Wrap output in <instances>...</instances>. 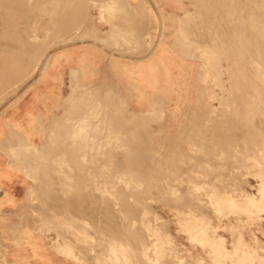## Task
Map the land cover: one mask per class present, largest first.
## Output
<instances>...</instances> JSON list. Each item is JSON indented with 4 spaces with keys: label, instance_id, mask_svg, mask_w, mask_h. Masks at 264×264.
Instances as JSON below:
<instances>
[{
    "label": "rangeland",
    "instance_id": "1",
    "mask_svg": "<svg viewBox=\"0 0 264 264\" xmlns=\"http://www.w3.org/2000/svg\"><path fill=\"white\" fill-rule=\"evenodd\" d=\"M263 16L0 0V264H263Z\"/></svg>",
    "mask_w": 264,
    "mask_h": 264
},
{
    "label": "bare ground",
    "instance_id": "2",
    "mask_svg": "<svg viewBox=\"0 0 264 264\" xmlns=\"http://www.w3.org/2000/svg\"><path fill=\"white\" fill-rule=\"evenodd\" d=\"M257 1H258V0H257ZM256 4H257V2H256ZM233 5H234V4H233ZM257 5H258V4H257ZM234 6L236 7V4H235ZM260 6H261V5H260ZM260 6H259V9H260ZM262 6H263V5H262ZM230 7H232V6H230ZM256 7H257V6H256ZM223 8H224V7H223ZM232 8H234V7H232ZM225 9H226V7H225ZM225 9H224V12H225ZM237 9H238V8H237ZM229 10H230V9H229ZM234 10H235V9H234ZM234 10H233V11H234ZM241 10H242V9H241ZM231 11H232V10H231ZM239 11H240V10H239ZM259 11H260V10H259ZM226 12H228V11H226ZM230 13H231V12H230ZM222 15H223V14H222ZM227 15H228V14H227ZM254 15H255V14H254ZM232 16H233V15H232ZM228 17H229V16H228ZM233 17H234V16H233ZM253 17L256 18V16H253ZM253 17H252V18H253ZM263 17H264V16H263ZM219 18L221 19V17H219ZM222 18H224V17H222ZM224 19H226V18H224ZM231 19H233V18H231ZM226 21H227V19H226ZM222 22H223V21H222ZM252 22H255V21H252ZM227 23H228V22H227ZM240 24H241V23H240ZM255 24H256V23H255ZM255 24H253V26H256ZM249 25H250V24H249ZM257 26H258V25H257ZM235 27H236V26H235ZM238 27H240V25H239ZM248 27H249V26H248ZM233 28H234V25H233ZM254 28H255V27H254ZM256 28H257V27H256ZM261 28H262V27H261ZM224 29H225V27H224ZM235 29H236V28H235ZM251 29H252V28H251ZM218 30H219V29H218ZM229 30H230V28H229ZM242 30H243V29H242ZM261 30H262V29H260V30H256V31H257V32H258V31L262 32L263 30H262V31H261ZM225 31H227V30H225ZM232 31H233V30H232ZM247 31H248V29H247ZM249 31H250V30H249ZM256 31H255V32H256ZM234 32H235V30H234ZM238 32H239V31H238ZM238 32H237V33H238ZM220 33H221V32H220ZM220 33H219V34H220ZM239 33H240V32H239ZM262 33H263V37H262ZM262 33L259 34V35H261L262 38H261V37L259 38V36H258V40L260 39V41H261L262 39L264 40V32H262ZM227 34H228V33H227ZM234 34H235V33H234ZM249 34H250V33H249ZM225 35H226V33H225ZM232 35H233V34H232ZM244 35H245V34H244ZM257 35H258V33L256 34V37H257ZM226 36H227V35H226ZM250 36H251V35H250ZM250 36H249V37H250ZM227 38H229V36H228ZM234 38H235V37H234ZM235 39H236V38H235ZM245 39H246V37H245ZM226 40H227V39H226ZM233 40H234V39H233ZM236 40H237V39H236ZM243 40H244V39H243ZM258 40H257V41H258ZM263 40H262V42H263ZM234 41H235V40H234ZM237 41H238V44H240L239 40H237ZM240 41H241V40H240ZM226 42H227V41H226ZM230 42H231V41H230ZM224 43H225V42H224ZM236 43H237V42H236ZM236 43H235V44H236ZM243 43H244V42H243ZM260 43H261V42H260ZM263 43H264V42H263ZM224 46H225V45H224ZM238 46H240V45H238ZM225 48H226V47H225ZM240 48H242V47H240ZM253 48H254V47H253ZM255 48H257V46H256ZM261 48H262V47H261ZM263 48H264V47H263ZM188 49H189V48H188ZM242 49H243V48H242ZM227 50H228V49H227ZM244 51H245V50H244ZM257 52H258V51H257ZM263 52H264V51H263ZM261 53H262V52H261ZM229 54H231V53H229ZM242 54H243V53H242ZM244 54H245V53H244ZM253 54H254V53H253ZM260 55H261V54H260ZM231 56H232V55H231ZM236 56H237V54H236ZM257 57H258V56H257ZM232 58H233V56H232ZM232 58H231V59H232ZM244 58H245V57H244ZM242 59H243V58H242ZM256 61H257V60H256ZM233 62H235V61H233ZM238 62H239V61H238ZM246 62H248V61H246ZM235 63H236V62H235ZM256 63H258V62H256ZM256 63H254V64H256ZM247 64H248V63H247ZM252 64H253V63H252ZM258 66H259V65H258ZM255 67H256V66H255ZM256 68L258 69V67H256ZM237 69H238V68H237ZM250 70H251V69H250ZM253 70H254V69H253ZM258 70H259V71H257V72H259L258 74L261 73V74L263 75V76H262V75H261V76L264 77V73H262V72H263V69H261V71H260V69H258ZM235 71H236V73H237V71L240 72V73L242 72V73H241V74H242V75H241L242 77L245 75V74H243V71H241V70H240V71H239V70H235ZM254 71H255V70H254ZM251 72H252V71H251ZM255 72H256V71H255ZM244 73H245V72H244ZM247 74H248V73H247ZM249 74H250V72H249ZM254 74H255V73H253V75H254ZM251 75H252V74H251ZM253 75H252V76H253ZM254 76H255V75H254ZM256 76H258V77L260 78V75H256ZM256 76H255V77H256ZM249 77H250V76H249ZM258 77H257V78H258ZM262 77H261V78H262ZM243 78H246V76L243 77ZM247 78H248V77H247ZM250 78H252V77H250ZM250 78H249V80H250ZM259 78H258V79H259ZM232 80H233V79H231L230 81H232ZM244 80H245V79H244ZM252 80H257V79H252ZM260 80H264V79H260ZM260 80H257V81H258L257 83H259ZM237 82H238V80H237ZM237 82H233V83L230 82V83L233 84V85H235ZM252 82L254 83V81H252ZM255 82H256V81H255ZM262 82H263V81L260 82L261 86H260V84H258V87L260 86V88H261L262 86H264V85H263L264 83H262ZM234 83H235V84H234ZM250 83H251V82H250ZM253 83L251 84V86L253 87V85H254V87H255L257 84H255V83L253 84ZM237 85H238V84H237ZM237 85H235V86H237ZM239 87H240V84H239ZM243 87H245V86H243ZM256 87H257V86H256ZM256 87H255L254 89H256V90H259V89H260V88L258 89V88H256ZM240 88H241V87H240ZM241 89H242V88H241ZM243 89H244V88H243ZM252 89H253V88H252ZM262 89L264 90V88H262ZM263 90H262V92H263ZM232 91H233V90H232ZM259 91H260V90H259ZM259 91H258V92H259ZM234 92H236V91H234ZM238 92L240 93V92H242V91H238ZM232 93H233V92H232ZM239 93L236 92L235 94H234V93H233V94L236 95V94H239ZM263 93H264V92H263ZM242 94H243V93H241V94H239V95L241 96ZM246 94H247V93H246ZM255 94H256V93H255ZM255 94H254V95H255ZM260 94H261V93H260ZM247 95H249V94H247ZM237 96H238V95H237ZM240 96H239V97H240ZM244 96H245V95H244ZM244 96H243V97H244ZM255 96H258V95L256 94ZM259 96H260V95H259ZM261 96H262V95H261ZM240 98H241V97H240ZM249 98H250V97H249ZM257 98H258V97H257ZM247 99H248V98H247ZM242 100H243V98H242ZM244 100H245V99H244ZM244 100H243V103H244ZM259 100H260V99H259ZM252 101H253V100H252ZM247 102H248V100H247ZM258 102H259V101H258ZM253 103H254V102H253ZM253 103H252V104H253ZM260 103H261V102H260ZM256 105H258V104H256ZM243 111H244V110H243ZM252 112H253V111H252ZM257 112H258V111H257ZM243 113H245V112H243ZM263 113H264V112H263ZM246 115H247V114H246ZM194 117H195V116H194ZM250 117H251V116H250ZM260 117H261V116H260ZM246 118H247V117H246ZM248 119H249V118H248ZM250 119H251V118H250ZM254 119H256V118H254ZM259 120H260V119H259ZM261 120H262V119H261ZM245 121H246V120H245ZM245 121H244V122H245ZM249 121H250V120H249ZM249 121H247V122H249ZM194 122H195V121H194ZM252 122H253V119H252L251 123H252ZM233 124H234V123H233ZM142 125H143V124H142ZM245 125H246V123H245ZM247 125H248V123H247ZM144 126H145V125H144ZM246 127H247V126H246ZM256 127H257V126H256ZM248 128H249V126H248ZM263 128H264V127H263ZM256 129H257V128H256ZM110 130H111V129H110ZM250 130H251V126H250ZM246 131H247V130H246ZM248 131H249V130H248ZM248 131H247V132H248ZM254 131H255V129H254ZM248 133H250V132H248ZM248 133H247V134H248ZM251 133H252V132H251ZM261 133H262V132H261ZM252 134H253V133H252ZM256 134H258V133L256 132ZM106 136L108 137V135H106ZM114 136H115V135H114ZM251 136H252V135H251ZM103 137H104V136H103ZM133 137H134V136H133ZM253 137H254V135H253ZM257 137H258V136H257ZM105 138H106V137H105ZM111 138H112V137H111ZM188 138H189V137H188ZM251 138H252V137H251ZM94 139H96V138H94ZM97 139H98V140H95V141L98 142V141H99V138H97ZM102 139H103V138H102ZM102 139H101V141H102ZM107 140H108V138H107ZM132 140H133V139H132ZM262 141H263V140H262ZM112 142H113V141H112ZM260 142H261V140H260ZM94 143H95V142H94ZM98 143H100V141H99ZM104 143H105V142H104ZM108 143H109V142H108ZM108 143H106L107 146H108ZM252 143H254V141H253ZM102 144H103V143H102ZM122 144H123V143H122ZM204 144H205V143H204ZM255 144H256V143H255ZM85 145H86V144H85ZM92 145H93V144H92ZM109 145H110V144H109ZM261 145H262V144H261ZM81 146H82V145H81ZM99 146H100V145H99ZM116 146H117V145H116ZM120 146H121V145H120ZM125 146H126V145H125ZM256 146H257V145H256ZM263 146H264V145H263ZM83 147H84V146H83ZM83 147H82V148H83ZM93 147H94V146H93ZM100 148H101V147H100ZM103 148H104V147H103ZM103 148H102V149H103ZM106 148H107V147H106ZM114 148H115V147H114ZM114 148H113V149H114ZM121 148H122V147H121ZM126 148H127V147H126ZM249 148H250V147H249ZM107 149H108V148H107ZM115 149H117V148H115ZM115 149H114V151H115ZM122 149H125V147L122 148ZM256 149H257V147H256ZM83 150H84V149H83ZM94 150H95V149H94ZM117 150H118V149H117ZM119 150H120V149H119ZM97 151H98V149H97ZM104 151H105V150H104ZM111 151H112V149H111ZM122 151H123V150H122ZM255 151H256V150H255ZM118 152H119V151H118ZM129 152H130V151H129ZM105 153H107V152H105ZM109 153H110V152H109ZM109 153H108V154H109ZM116 153H117V152H116ZM131 153H133V152L131 151ZM251 153H252V152H251ZM253 153H254V152H253ZM253 153H252V154H253ZM256 153H257V152H256ZM263 153H264V152H263ZM110 154H112V153H110ZM110 154H109V155H110ZM124 154H125V153H124ZM124 154H123V155H124ZM258 154H259V152L257 153V155H258ZM101 155H102V154H101ZM127 155H128V153H127ZM129 155H130V154H129ZM205 155H206V154H205ZM248 155H249V153H248ZM248 155H247V156H248ZM259 155H260V154H259ZM259 155H258V156H259ZM174 156H175V155H174ZM263 156H264V155H263ZM110 157H111V156H110ZM115 157H117V156H115ZM124 157H125V156H124ZM221 157H222V156H221ZM255 157H256V156H255ZM255 157H254V159H255ZM112 158H113V157H112ZM249 158H250V157H249ZM106 159H107V158H106ZM114 159H116V158H114ZM127 159H128V158H127ZM261 159H262V158H261ZM101 160H102V158H101ZM107 161H108V160H107ZM111 161H113V160L111 159ZM175 161H176V160H175ZM199 161H200V160H199ZM259 161H260V160H259ZM124 162H125V161H124ZM197 162H198V161H197ZM102 163H103V161H102ZM104 163H105V162H104ZM193 163H195V162H193ZM110 164H111V163H110ZM198 164H199V162H198ZM245 164H247V163H245ZM107 165L109 166V164H107ZM119 165H120V164H119ZM178 165H179V164H178ZM104 166H105V164H104ZM191 166H192V165H191ZM105 167H106V166H105ZM181 167H182V166H181ZM251 167H252V166H251ZM261 167H263V166H261ZM121 168H122V167H121ZM256 168H257V167H256ZM95 169H98V167L95 168ZM126 169H127V168H126ZM171 169H172V168H171ZM186 169H187V168H186ZM258 169H259V168H258ZM121 170H122V169H121ZM121 170H120V171H121ZM183 170H184V169H183ZM229 170H230V169H229ZM238 170H239V169H238ZM118 171H119V170H118ZM118 171H117V172H118ZM134 171H135V170H134ZM184 171H185V170H184ZM252 171H253V169H252ZM96 172H97V171H96ZM105 172H106V171H105ZM105 172H104V173H105ZM195 172H196V171H195ZM109 173H110V172H109ZM141 173H143V172H141ZM183 173H184V172H183ZM221 173H222V172H221ZM223 173H224V172H223ZM255 173H258V171L255 172ZM106 174H107V173H106ZM111 174H113V173H111ZM144 174H145V173H144ZM259 174H260V172H259ZM259 174H258V175H259ZM226 175H227V174H226ZM254 175H255V174H254ZM256 175H257V174H256ZM262 175H263V174H262ZM104 176H105V175H104ZM108 176H109V175H108ZM110 176H111V175H110ZM102 177H103V176H102ZM146 177H147V176H146ZM149 177H150V176H149ZM223 177H224V176H223ZM258 177H259V179H260V176H258ZM105 178H106V177H105ZM151 178H152V177H151ZM221 178H222V177H221ZM263 178H264V177H263ZM103 179H104V178H103ZM107 179H108V178H107ZM140 179H141V178H140ZM143 179H146V178L144 177ZM149 179H150V178H149ZM235 180H236V179H235ZM107 181H108V180H107ZM152 181H153V179H152ZM233 181H234V180H233ZM258 181H259V180H258ZM261 181H263V180H261ZM113 182H114V181H113ZM149 182H150V181H149ZM219 182H220V181H219ZM116 183H117V182H116ZM121 183H122V182H121ZM153 183H154V182H153ZM210 183H211V182H210ZM110 184H111V182H110ZM114 184H115V183H114ZM149 184H150V183H149ZM219 184H220V183H219ZM119 185H120V184H119ZM103 186H104V185H103ZM107 186H108V185H107ZM150 186H152V185H150ZM108 187H109V186H108ZM115 187H116V186H115ZM101 188H102V187H101ZM110 188H111V187H110ZM113 188H114V187H113ZM116 188H117V187H116ZM116 188H115V189H116ZM118 188H119V187H118ZM120 188H121V187H120ZM151 188H152V187H151ZM234 188H236V187H234ZM234 188H233V189H234ZM149 189H150V188H149ZM155 189H156V188H155ZM155 189H153V190H155ZM207 189H208V188H207ZM98 190H99V189H98ZM100 190H101V189H100ZM145 190H146V189H145ZM157 190H158V189H157ZM242 190H243V189H242ZM155 191H156V190H155ZM243 191H244V190H243ZM106 192H107V191H106ZM122 192H123V191H122ZM216 192H217V191H216ZM260 192L264 195V184H263V187L261 188ZM109 193H110V192H109ZM156 193H157V192H156ZM160 195H161V194H160ZM220 195H221V194H220ZM249 195H251V194H248V196H249ZM103 196H104V195H103ZM186 196H187V195H186ZM234 197H235V196H234ZM239 197H240V195H239ZM256 197H257V196H256ZM112 199H113V198H112ZM112 199H110V200H112ZM155 199H156V198H155ZM157 199H158V198H157ZM190 199H191V198H190ZM113 200H114V199H113ZM116 200H117V199H116ZM187 200H188V199H187ZM242 200H243V199H242ZM134 201H135V200H134ZM248 201H249L252 205H255V206H257L258 203H259L258 198H255V197H250V198H248ZM114 202H116V201L114 200ZM124 202H125V201H124ZM127 203H128V202H127ZM130 204H131V203H130ZM262 205H263V204H262ZM243 206H244V205H243ZM248 206H249V205H248ZM260 207H261V206H260ZM131 208H132V207H131ZM136 208H138V207H136ZM260 209H261V210H264L263 208H260ZM136 210H138V209H136ZM131 211H133V209H132ZM133 212H134V211H133ZM126 213H128V212H126ZM129 213H130V212H129ZM136 213H138V212H136ZM128 215H129V214H128ZM134 217H135V216H134ZM136 217H137V216H136ZM136 217H135V218H136ZM138 217H139V216H138ZM128 218H129V217H128ZM131 222H132V221H131ZM129 223H130V222H129ZM143 225H144V224H143ZM81 228H82V227H81ZM138 228L141 229V227H138ZM144 228H145V227H144ZM80 230H82V229H80ZM83 230H84V229H83ZM160 230H161V229H160ZM161 231H162V230H161ZM84 232L86 233V231H84ZM164 233H165V231H164ZM164 233H163V234H164ZM160 234H161V233H160ZM165 234H166V233H165ZM164 236H165V235H164ZM145 237H146V236H145ZM160 237H161V236H160ZM64 239H65V238H64ZM161 239H162V238H161ZM162 240H164V239H162ZM64 241H65V240H64ZM118 241H119V240H118ZM66 242H67V241H66ZM146 242H147V241H146ZM217 242H218V241H217ZM68 243H69V244L66 243L67 246L70 245V242H69V241H68ZM119 243H120V242H119ZM113 244H115V243H113ZM117 244H118V243H116V245H117ZM144 244H145V243H144ZM144 244H143V245H144ZM140 245H141V244H140ZM70 246H71V245H70ZM70 246H69V247H70ZM118 246H120V244H119ZM124 246H125V245H124ZM141 246H142V245H141ZM158 246H160V245H158ZM113 247H114V246H113ZM144 247H145V246H144ZM70 248H71V247H70ZM122 248H123V247H122ZM122 248H121V249H122ZM212 248H213V247H212ZM109 249L111 250V251L108 250V251H110L109 253H112V249H114V248H112V249L109 248ZM115 249H116V248H115ZM125 249H126V248H125ZM129 249H130V248H129ZM129 249H128V250H129ZM140 249H141V247H140ZM70 250H71V249H70ZM130 250H131V249H130ZM132 250H133V249H132ZM141 250H142V249H141ZM100 251H101V250H100ZM105 251H107V250H105ZM115 251H116V250H114L113 252H115ZM122 252H123V251H121V253H122ZM126 252H129V251L126 250ZM143 252H144V251H143ZM216 252H217V251H216ZM100 253H103V252H100ZM109 253H108V254H109ZM117 253H118V250H117ZM117 253L115 254V256L117 255ZM123 253H124V252H123ZM123 253H122V255H123ZM168 253H169V252H168ZM112 254H113V253H112ZM215 254H216V253H215ZM110 255H111V254H110ZM124 255H125V254H124ZM131 255H132V254H131ZM171 255H172V254H171ZM260 255H261V254H260ZM111 256H112V255H111ZM118 256H119V254H118ZM172 256H173V255H172ZM112 257H113V256H112ZM141 257H142V256H141ZM116 258H117V257H116ZM107 259H108V258H107ZM109 259H111V257H110ZM113 259H114V258H113ZM160 259H161V258H160ZM116 260H117V259H116ZM110 261H111V260H110ZM119 261H120V260H119ZM108 262H109V260H108ZM110 263H112V262H110ZM121 263H122V261H121ZM123 263H124V262H123ZM112 264H113V263H112ZM118 264H119V262H118ZM164 264H165V263H164ZM166 264H167V263H166ZM173 264H174V263H173ZM263 264H264V263H263Z\"/></svg>",
    "mask_w": 264,
    "mask_h": 264
}]
</instances>
